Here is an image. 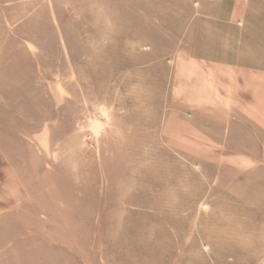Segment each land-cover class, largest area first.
<instances>
[{
    "label": "rangeland",
    "instance_id": "1",
    "mask_svg": "<svg viewBox=\"0 0 264 264\" xmlns=\"http://www.w3.org/2000/svg\"><path fill=\"white\" fill-rule=\"evenodd\" d=\"M240 44L264 0H0V264H264V128L199 69Z\"/></svg>",
    "mask_w": 264,
    "mask_h": 264
},
{
    "label": "crops",
    "instance_id": "2",
    "mask_svg": "<svg viewBox=\"0 0 264 264\" xmlns=\"http://www.w3.org/2000/svg\"><path fill=\"white\" fill-rule=\"evenodd\" d=\"M217 20L224 19L217 17ZM227 20L234 27L246 24L243 17L233 16ZM241 46L230 53L234 57L232 59H202L199 69L202 71L203 85L207 86V81L217 85L215 91L211 90L212 102L217 105L214 109L239 114L264 128V67L242 59V56H249L251 52Z\"/></svg>",
    "mask_w": 264,
    "mask_h": 264
}]
</instances>
